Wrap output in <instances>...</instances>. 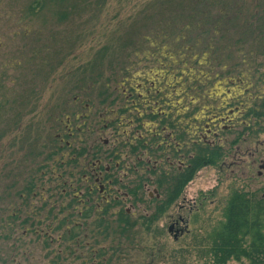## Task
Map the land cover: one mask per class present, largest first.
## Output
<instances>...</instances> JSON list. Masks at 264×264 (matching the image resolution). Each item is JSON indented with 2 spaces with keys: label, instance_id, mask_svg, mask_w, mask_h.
<instances>
[{
  "label": "rangeland",
  "instance_id": "1",
  "mask_svg": "<svg viewBox=\"0 0 264 264\" xmlns=\"http://www.w3.org/2000/svg\"><path fill=\"white\" fill-rule=\"evenodd\" d=\"M6 1L1 0L0 12ZM152 2L110 0L95 22L80 28L79 24L52 21L44 26L17 25L14 15L0 13V82L6 78L4 88L0 86V100L5 96L0 105V132L9 128L0 138V264H108L104 259L109 255L99 260L94 254L107 248L108 241L95 244L90 239V225L75 231L79 233L76 242L81 245L75 247V254L64 249L68 241L59 240L66 230L70 232L76 226L77 213L84 209L80 203L84 198L73 187L79 190V184L86 187L85 183L80 177L66 176L69 173L64 169L73 168L71 147L78 138L83 141L87 128L92 135L90 142L101 147L105 146L104 140L110 144L115 136L120 143L131 141L139 122L143 123L140 135L152 137L158 133L157 122L147 117L137 122V113H175V109L178 113L186 108L167 118L169 123L180 125L188 118L178 115L192 107L196 115L201 107L221 112L222 105H236L240 108L234 111V126L243 130L250 110L263 98L264 0L238 1L242 9L236 26L227 16L219 21L225 15L223 10L210 23L202 17L207 12L194 13L186 7L178 8V4L172 8L159 3L153 6ZM136 14L146 15L139 17L142 21L130 31L136 34L135 41L111 59L114 50L107 45H113L112 39L125 33V24H130ZM103 52H108L105 58L100 55ZM108 85L111 94L102 103L104 97H98L97 90ZM87 99L95 107L85 119L81 116L86 113ZM124 108L127 111L121 112ZM110 110L118 112L112 116H118L119 123L107 124L113 118ZM106 124L108 128L102 129ZM258 141L263 142L257 146L258 160H264L263 133ZM246 147L249 145L242 148ZM251 147L255 148L254 142ZM80 160L84 164L76 172L89 163ZM30 180L36 183V193L24 200L20 197L23 183ZM260 181L264 183V177ZM242 185L233 179L219 184L215 170L201 171L149 232L138 235L130 257L117 264H148V256L155 254L159 255L154 264H208L200 257L207 250L204 240L224 220L223 208L235 190L249 191ZM152 188L143 191L144 203L130 197L133 207L127 202L114 207L113 213L122 210L136 219L150 216L155 209L150 202L155 196ZM114 192L111 198H123L122 192ZM263 193L255 194L261 198ZM192 197L203 199V208L193 213L180 209L183 198ZM97 198L94 194L93 199ZM179 217L185 220L186 230L174 240L168 227ZM26 218L32 224L31 220L41 223L37 229L23 227ZM9 224L14 228L8 236ZM33 231H39L40 237L47 234L54 242L51 249L38 246ZM56 254H62V260Z\"/></svg>",
  "mask_w": 264,
  "mask_h": 264
},
{
  "label": "flooded vegetation",
  "instance_id": "2",
  "mask_svg": "<svg viewBox=\"0 0 264 264\" xmlns=\"http://www.w3.org/2000/svg\"><path fill=\"white\" fill-rule=\"evenodd\" d=\"M231 80L229 78V81ZM108 94H111V91ZM262 97H264V94H262ZM89 102L90 100L87 99L85 104L86 113L81 118L86 119L93 111L95 105L93 102ZM192 104L193 101H190L189 106H193ZM239 108L236 105L233 108L222 105L220 107L221 112H216L218 110L214 111L201 107L202 110L194 115V107H192L184 115H178L180 118L184 116L188 118V122H180V125H174L173 122L172 124L167 120V118L177 113V109L174 110L175 113L153 111L143 115L137 113L135 115V121L137 122L141 121L142 117H147L150 120V116L154 117V121L159 126L158 133L154 132L152 137L140 135L139 129L142 128L143 123L139 122L133 132L135 136H132L131 141L127 139L126 142L120 143L115 136L110 144L105 140L103 141L107 148L102 145L98 147L94 142H90L92 135L87 128L83 135V141L78 138L76 144L71 147L73 168L64 169V173H69L66 176L80 177V181L83 179L86 187L81 184H79V190L73 187L78 196L84 198L80 200L82 205L91 200L85 197L86 193L92 194L90 195L92 199L94 194L100 197L97 198L98 201L93 199L96 212L103 205L113 204L112 202L118 203L119 207L129 202L133 207V201L127 191L133 189L140 182V178L145 179L143 182L141 181L143 191H146L151 185L153 186L152 189L155 193L153 199L156 200L161 198L163 187L167 186L162 184L168 177L191 174V179L183 188L184 192L185 188L193 183L201 171L211 169L216 171L219 184L226 179H233L234 183L236 181L243 184L242 189L246 188L251 191L235 190L238 194L249 196L252 192H263L264 183L260 180L264 177V160H258L257 146L263 144V142L259 143L258 138L261 133L264 134V112L261 113L262 118L260 119L255 118L259 117L258 114L255 117L249 115V121L241 130L236 129L234 126L237 116L234 111ZM185 109L177 114L183 113ZM125 111H127L126 108L121 109V112ZM109 113L112 116L113 113L118 112L110 110ZM117 119L118 116L110 118L107 124H117L119 123ZM107 124L102 129L108 128ZM77 132L81 133V131ZM68 136H72L71 131L68 132ZM253 142L254 149L251 147ZM246 144L249 147L243 149V145ZM70 146L69 142H65L66 148H70ZM134 149L135 151L132 152ZM72 152L76 153L73 154ZM245 157L246 160H242ZM81 158L87 159L89 163L76 172L84 164L80 163L84 161L80 160ZM121 171H124L123 176L119 175ZM241 174L245 179L241 177ZM83 189L84 192H82ZM113 192L114 194L122 192L123 198H111L110 194ZM261 198L264 199V193ZM153 199H150V201ZM142 200H144L143 197ZM202 200L197 197H192L189 200L183 198L180 209L187 208L189 213H193L199 208H203ZM118 211H115V213ZM127 214L129 213L127 212ZM172 223H177L171 230L172 234L175 235L177 230L183 232L186 230V222L182 218L179 217L178 221L173 220ZM180 225H184V229H181ZM183 232L179 233L177 237Z\"/></svg>",
  "mask_w": 264,
  "mask_h": 264
},
{
  "label": "trees",
  "instance_id": "3",
  "mask_svg": "<svg viewBox=\"0 0 264 264\" xmlns=\"http://www.w3.org/2000/svg\"><path fill=\"white\" fill-rule=\"evenodd\" d=\"M110 0H8L1 7L0 13H11L17 18V25H47L52 21L53 24H79V28L87 24L95 22L98 15L101 14ZM237 1V2H236ZM238 1L241 0H154L151 4L153 6L164 5L166 7H176L178 8H189V10L198 11L199 13L207 12V16L204 17V21L213 22L217 13L220 10L224 11L225 15L219 18L221 22L224 17H230L229 23L236 26V20H238V15L241 13L242 7L238 5ZM156 2V3H155ZM0 0V4H1ZM149 6V5H148ZM239 6V8H238ZM146 14L142 15L145 16ZM136 14L133 17V21L125 26L127 29L122 36L115 37L112 39L113 45H107L111 50V59H115L116 52L126 48L127 45L132 44L135 41L136 34L130 32L131 29L142 20V17ZM234 16V18H233ZM58 27V25H55ZM54 27V26H53ZM119 34L115 35L118 36ZM118 46V47H117ZM105 48L103 51H106ZM102 58L108 55V52H103L100 54ZM6 78L1 80V87L4 88V81ZM108 81V80H106ZM201 87V86H200ZM109 85L106 88L97 90L98 97H104L102 103L110 97ZM5 96L2 95L0 100V105L4 103ZM264 112V97L259 101L258 104L254 105L250 110L249 115L255 117L256 114L262 118L261 113ZM154 120V117H151ZM3 120L0 117V123ZM9 132L8 129H4L0 132V138ZM140 143V142H139ZM54 147L52 146L51 149ZM132 150V152H134ZM73 154L76 152H72ZM55 153L49 154L47 160L50 159ZM44 156V155H43ZM74 163V162H73ZM191 174H184L176 177H168L166 181L162 184L167 185L163 187L162 197L160 199L152 200L155 204L154 211L150 216H143L138 219L134 218L132 214H127L122 210L117 213H113V208L119 206L118 203L112 202L113 204L103 205L98 212L94 210L92 200L86 202L83 206L85 211L86 208L90 207L84 213H77V224L74 225L70 232L65 231L64 236L60 237V241L66 240L69 242L68 246H65V250L69 251V254H73L75 247L81 246L80 243L76 242L79 233L75 232L83 229V225H90L89 234L90 239H92L95 244L104 243L108 241V247L100 250L94 251L97 259H101L103 255H109L105 263L117 264L130 257L131 252L135 251L137 237L141 232H149L150 228L158 220V218L165 213V211L171 207L180 195L183 193V188L186 183L191 179ZM143 178H140V182L135 185L133 189H129L128 195L133 197L136 202L144 203L142 200L143 190L142 183ZM25 182V181H24ZM21 198L27 200L31 197L36 190V183L34 180H30L23 183ZM14 187V186H13ZM259 192V191H258ZM254 192L251 195L233 193L230 199L227 201L225 207L223 208V221L218 224V226L213 229L207 238L204 240L206 243L207 250L203 256L206 258L208 264H264V199L258 198ZM92 194H85V197H90ZM87 206V207H86ZM93 209V210H92ZM90 210V211H89ZM81 214V215H80ZM84 214V216H83ZM38 216L41 213L38 211ZM29 218H26L22 222L21 226H35L40 225L41 221L34 222ZM27 223V224H26ZM8 230V236L12 235L13 225H6ZM61 225L58 226V230ZM74 233V234H73ZM32 236L36 237L38 240L37 245L45 249H51V245L54 243L45 234L43 237L39 236V231H33ZM40 239V240H39ZM36 240V241H37ZM51 253V252H50ZM98 253V254H97ZM136 253V252H135ZM75 254V253H74ZM97 254V255H96ZM134 254V253H133ZM156 255V256H155ZM149 255L148 264H154V261L159 254ZM49 256V253L45 256ZM62 254H56V258L62 260ZM94 256V255H93ZM79 258V257H78ZM95 259V257H94ZM99 259V260H100ZM54 263V261H53ZM102 262H100L101 264ZM58 264V263H54Z\"/></svg>",
  "mask_w": 264,
  "mask_h": 264
},
{
  "label": "water",
  "instance_id": "4",
  "mask_svg": "<svg viewBox=\"0 0 264 264\" xmlns=\"http://www.w3.org/2000/svg\"><path fill=\"white\" fill-rule=\"evenodd\" d=\"M174 225H177V223H172V224H170V226L168 227V232H169L170 234H172L171 230L174 228ZM182 232H183L182 230H177V231L175 232V235L173 236V239L176 240V239H177V235H178L179 233H182Z\"/></svg>",
  "mask_w": 264,
  "mask_h": 264
}]
</instances>
